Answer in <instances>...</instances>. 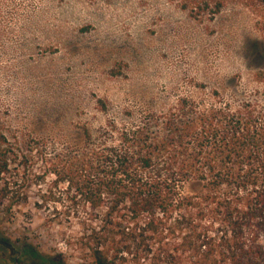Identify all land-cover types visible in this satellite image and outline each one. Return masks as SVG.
<instances>
[{"label": "trees", "instance_id": "16d2710c", "mask_svg": "<svg viewBox=\"0 0 264 264\" xmlns=\"http://www.w3.org/2000/svg\"><path fill=\"white\" fill-rule=\"evenodd\" d=\"M172 1L199 21L228 8L249 15L242 55L253 85L235 75L224 89L199 83L207 94L128 109L76 141L0 119V204L27 202L32 184L40 206L67 203V219L84 225L83 264H264V0ZM23 256L67 264L30 245Z\"/></svg>", "mask_w": 264, "mask_h": 264}, {"label": "rangeland", "instance_id": "374dc122", "mask_svg": "<svg viewBox=\"0 0 264 264\" xmlns=\"http://www.w3.org/2000/svg\"><path fill=\"white\" fill-rule=\"evenodd\" d=\"M252 24L233 8L199 21L172 0H0V119L76 141L84 126L96 129L128 109L207 94L199 83L224 89L235 75L251 86L242 48ZM39 189L28 187V201L11 211L0 204V237L9 244H0V264L28 263L27 245L67 264L89 263L76 251L82 221L67 219V203L40 206Z\"/></svg>", "mask_w": 264, "mask_h": 264}]
</instances>
